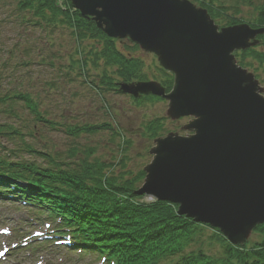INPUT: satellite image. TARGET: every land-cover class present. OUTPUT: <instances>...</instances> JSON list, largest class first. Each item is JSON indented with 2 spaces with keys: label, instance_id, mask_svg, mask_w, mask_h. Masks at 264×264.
Returning <instances> with one entry per match:
<instances>
[{
  "label": "water",
  "instance_id": "1",
  "mask_svg": "<svg viewBox=\"0 0 264 264\" xmlns=\"http://www.w3.org/2000/svg\"><path fill=\"white\" fill-rule=\"evenodd\" d=\"M112 36H129L177 73L172 112L195 115L190 138L157 141L145 191L182 204V211L243 240L264 222V96L231 53L259 30L218 32L205 11L180 0H74ZM162 90L155 83L131 86Z\"/></svg>",
  "mask_w": 264,
  "mask_h": 264
},
{
  "label": "trees",
  "instance_id": "2",
  "mask_svg": "<svg viewBox=\"0 0 264 264\" xmlns=\"http://www.w3.org/2000/svg\"><path fill=\"white\" fill-rule=\"evenodd\" d=\"M59 1L19 0V5L23 10L32 11L28 17L23 18L24 16H22L21 18L30 25H43L42 27L50 28L49 37L60 27L72 28L71 32L77 42L84 40L86 38L84 35L88 34H93V37L102 36L103 33L96 30L95 25L90 24L72 10L69 0H62V5L59 4ZM192 1L208 8L213 15L222 17V19L224 17L226 24L244 21L241 18L243 10L239 5H227L223 0ZM228 11H232V14H240L241 19L228 15ZM251 25L264 27V2L261 1L255 8ZM102 37L107 39L106 44L100 48L96 46L95 50L90 49V53L96 57L103 56L109 60V63L117 65V75L124 80L145 77V74L141 72V65L138 63L142 61L141 59L129 58L119 49L114 48L112 42L105 35ZM94 45L96 44L92 43V46ZM88 46L91 47V44L89 43ZM72 56L75 57L74 53ZM89 60L90 58L86 56L81 61L87 65ZM240 61L245 66L253 68L259 77L264 78V47L244 52ZM10 96V94L5 95L7 98ZM23 99L30 109L37 108L36 102L29 95H24ZM88 157L89 155L82 160L81 170L70 169L67 171V175H63L67 191L72 194V198L76 200L77 207L83 212L87 221L102 227H118L129 243L137 244L140 241L142 251L139 253V264H153L155 258L157 259L160 254L165 256L176 254L178 264H264V225L257 229L261 232L259 233L263 236L262 239L255 241L250 247L246 245L236 247L224 238L221 239L224 242V250L217 257L206 255L202 251L184 253L183 249L193 241V236L204 225L196 224L191 219L179 216L176 206L168 203H160L158 206L136 204V196L133 191L137 178L129 179L123 175L117 177L112 174L106 176L104 169L107 165L101 162L93 164V161H89L90 157ZM142 176L143 173H141ZM138 214L143 217V220L138 219ZM145 228H150L147 234ZM131 231L141 234H133ZM218 235L222 237L220 234Z\"/></svg>",
  "mask_w": 264,
  "mask_h": 264
},
{
  "label": "rangeland",
  "instance_id": "3",
  "mask_svg": "<svg viewBox=\"0 0 264 264\" xmlns=\"http://www.w3.org/2000/svg\"><path fill=\"white\" fill-rule=\"evenodd\" d=\"M227 5H239L243 12L241 14L242 19L244 20L243 23H246L245 20L252 19V16L255 12V8L258 6L259 3L264 2V0H223ZM232 12V11H231ZM242 23V24H243ZM43 47V46H42ZM145 55H153L151 52H143ZM46 65L40 66L38 69L41 72L47 71ZM49 76H46L44 74L43 79ZM263 84V83H262ZM264 85V84H263ZM80 88V87H78ZM42 90L38 89L36 92L41 93ZM33 92V91H32ZM94 92L87 87L86 92L84 93V97L77 101V105L80 104L81 109L85 106H88L87 99L93 94ZM109 100L111 102L112 107V113L106 115L105 112H100L98 114L97 112H93V116L90 113V115L85 116V119L88 120H98V119H105L107 121H110L113 123V120L115 117H117L119 122V125L121 126L123 132L127 133V137L132 141V148L128 149L125 153L129 159L128 165L129 168L133 171H137L139 168H142L145 164L149 163V161L152 159V155L145 153V147H147L149 144H153L152 141H144L141 139V137L138 136L141 131L139 130L138 126L141 123L142 120L150 118L149 115H153L157 112H160L161 106L156 105H144L140 109H136L133 107L131 103L126 99V96L123 95H108ZM76 113V114H75ZM74 116L78 117L81 116V110L74 109ZM160 114V113H158ZM100 115V117H98ZM55 117H50V119ZM60 121H67L72 123V117H66L62 118L59 117ZM1 121V119H0ZM115 126L116 124L113 123ZM169 130H175V126L169 125ZM44 132V133H43ZM67 140V135L58 134L53 131H44L42 130V136L41 141L42 145L44 146L47 142L49 146H52L53 143L59 144V149L63 150L65 149L63 140ZM80 147L82 149L88 148L90 146L95 147L97 149L96 155L99 157H103L104 159H111L113 155L116 153V148L119 143V137H112V135L107 131L104 133L99 132L97 134L93 135H86L84 134L79 139ZM150 146V145H149ZM114 148V149H113ZM106 157V158H105ZM203 237V244L207 246L210 243H216L212 240V230L206 229ZM259 237V236H258ZM257 237L252 233V235L249 237V241L255 240ZM248 241V242H249Z\"/></svg>",
  "mask_w": 264,
  "mask_h": 264
},
{
  "label": "snow or ice",
  "instance_id": "4",
  "mask_svg": "<svg viewBox=\"0 0 264 264\" xmlns=\"http://www.w3.org/2000/svg\"><path fill=\"white\" fill-rule=\"evenodd\" d=\"M0 255H3V253H0Z\"/></svg>",
  "mask_w": 264,
  "mask_h": 264
}]
</instances>
